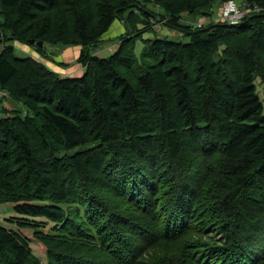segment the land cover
Returning <instances> with one entry per match:
<instances>
[{
  "label": "trees",
  "instance_id": "trees-1",
  "mask_svg": "<svg viewBox=\"0 0 264 264\" xmlns=\"http://www.w3.org/2000/svg\"><path fill=\"white\" fill-rule=\"evenodd\" d=\"M215 1L154 0L188 43L150 41L137 69L134 40L106 59L85 52L133 0H0V90L24 108L0 119V204L23 226L55 224L61 237H37L47 264H264V15L180 23ZM230 34L251 43L231 46L236 70L213 58ZM9 39L82 47L83 74L18 57ZM0 264L44 263L0 226Z\"/></svg>",
  "mask_w": 264,
  "mask_h": 264
},
{
  "label": "rangeland",
  "instance_id": "rangeland-1",
  "mask_svg": "<svg viewBox=\"0 0 264 264\" xmlns=\"http://www.w3.org/2000/svg\"><path fill=\"white\" fill-rule=\"evenodd\" d=\"M133 1L135 5H133L131 9L123 14L122 19H115L107 34H105L98 43L85 49L86 53L96 58L106 59L112 56L118 50L121 44L125 42L128 43L127 46H129V44H131L134 40L135 50L132 57L134 64H131V66L140 69L141 67L146 68L151 63L152 57L148 51V45L150 41L170 40L184 44L188 43V39L183 36L181 32L164 25V22L160 20L164 19V12L158 7V5L154 3V0ZM222 3L223 2L216 0L211 6H209L208 10L200 9L193 14L184 13L182 14L180 23L185 27H191V29H200L207 27L212 23L214 24L220 22ZM139 8L146 9L148 12L154 14L156 18L151 17L149 20L142 17L139 12ZM130 12H132L131 17L133 18L131 21H128ZM0 20H2L1 17ZM227 39L229 40L230 44L229 52L226 50V47L220 45L218 50L220 51L221 55L220 53H216L214 54L213 58L215 62H218L221 57L223 58L225 52L226 56L228 57L230 68L236 70L237 61L233 55L231 46L234 45L238 47L240 45H244L246 48L251 47L250 39H248L247 36H235L231 34L229 37H227ZM38 43L39 42L35 43L34 41L33 43H20L18 41L9 39L6 44L3 43L2 46H13L18 57H33L54 72L61 75L74 77L82 76L83 69L80 70L82 74L78 75V70L80 69L78 58L81 54L82 47H71L61 44L51 45L43 42H40L42 43V46L40 47L38 46ZM38 48L42 51L39 52ZM121 60L122 64H124V58ZM260 60L261 64L264 65V55L260 57ZM128 65L130 64H128L126 61V66ZM122 66L124 67V65ZM254 84L256 86V94L262 103L264 113V81L260 76L256 75ZM3 95L4 93L0 90V119L4 117V109L10 113L13 110H17L21 113L24 112V108L21 103H18L7 97L5 98ZM81 149L82 147H78L63 154L71 155L76 151H80ZM13 206V204H0V226L9 230H13L24 237L28 241L34 257L39 259L42 263L47 264L48 256L44 242L39 240L37 237L39 235V237H42L45 241L56 240L61 237L59 230L57 231L55 224L50 223L43 218L30 219L31 221H34L31 223H34L35 226L27 227L21 225L22 220H19V217L21 216L13 210ZM59 207L64 210L70 208L69 205L64 204L60 205ZM71 207L73 210L80 209L77 205H73Z\"/></svg>",
  "mask_w": 264,
  "mask_h": 264
},
{
  "label": "built area",
  "instance_id": "built-area-1",
  "mask_svg": "<svg viewBox=\"0 0 264 264\" xmlns=\"http://www.w3.org/2000/svg\"><path fill=\"white\" fill-rule=\"evenodd\" d=\"M248 15H264L263 4H238L236 0L223 1L220 11V22L234 26L239 24Z\"/></svg>",
  "mask_w": 264,
  "mask_h": 264
},
{
  "label": "crops",
  "instance_id": "crops-1",
  "mask_svg": "<svg viewBox=\"0 0 264 264\" xmlns=\"http://www.w3.org/2000/svg\"><path fill=\"white\" fill-rule=\"evenodd\" d=\"M238 1H239V3H238ZM238 1H237L238 4L243 3L242 0H238ZM81 69H83V68L80 67V69L78 70V75L82 74V72L80 71ZM83 71H84V69H83Z\"/></svg>",
  "mask_w": 264,
  "mask_h": 264
},
{
  "label": "water",
  "instance_id": "water-1",
  "mask_svg": "<svg viewBox=\"0 0 264 264\" xmlns=\"http://www.w3.org/2000/svg\"><path fill=\"white\" fill-rule=\"evenodd\" d=\"M31 43H33V41H31ZM38 46H40V47H41V46H42V43H40V42H39V43H38Z\"/></svg>",
  "mask_w": 264,
  "mask_h": 264
},
{
  "label": "bare ground",
  "instance_id": "bare-ground-1",
  "mask_svg": "<svg viewBox=\"0 0 264 264\" xmlns=\"http://www.w3.org/2000/svg\"><path fill=\"white\" fill-rule=\"evenodd\" d=\"M238 3H239V2H238ZM133 26H134V25H133ZM57 44H58V43H57ZM16 114H17V113H16ZM14 116H15V115H14ZM19 117H20V116H19ZM35 123H36V122H35ZM38 126H39V125H38ZM10 135H11V134H10ZM10 135H9V136H10ZM9 136H8V137H9ZM15 136H16V135H15ZM1 139H2V138H1ZM61 152H62V151H61ZM60 220H62V219H60ZM62 223H63V222H62Z\"/></svg>",
  "mask_w": 264,
  "mask_h": 264
}]
</instances>
